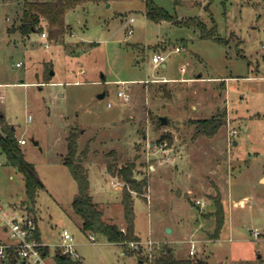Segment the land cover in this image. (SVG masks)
Segmentation results:
<instances>
[{
  "label": "rangeland",
  "instance_id": "rangeland-1",
  "mask_svg": "<svg viewBox=\"0 0 264 264\" xmlns=\"http://www.w3.org/2000/svg\"><path fill=\"white\" fill-rule=\"evenodd\" d=\"M154 1L179 18L196 15L216 25L227 40L150 19L145 0L82 2L67 12L71 29L63 41L40 31L23 37L9 30L22 0H0V128L12 124L26 137L20 145L43 183L31 201L23 172L6 161L0 198L30 207L52 252L68 228L84 264H155L166 246L177 257L209 264H250L246 257L264 264V0ZM176 45L182 49L172 50ZM155 52L169 53L167 66L154 65ZM163 76L177 80L156 79ZM220 113L224 121L211 135L192 122ZM72 130L106 221L126 226L122 193L130 185L119 168L131 164L143 183L141 192L131 189L138 245L102 234L92 240L82 229L73 207L78 183L63 161ZM165 141L174 160L162 150ZM113 176L124 184L114 187ZM232 179L235 192L252 195L251 207L233 215L232 230L228 216L219 237L210 239L217 237L216 199L227 204ZM255 227L262 234L256 236ZM192 242L195 254L189 253ZM51 264H58L55 257Z\"/></svg>",
  "mask_w": 264,
  "mask_h": 264
},
{
  "label": "trees",
  "instance_id": "trees-1",
  "mask_svg": "<svg viewBox=\"0 0 264 264\" xmlns=\"http://www.w3.org/2000/svg\"><path fill=\"white\" fill-rule=\"evenodd\" d=\"M86 1H109V0H22V8L17 20L10 31H18L23 37H28L33 31L47 30L51 38L63 41L66 33L71 29L67 22V12ZM176 3L181 0H175ZM145 14L150 19L161 21L168 20L175 25L192 27L201 37L212 38L216 41L227 40L218 33L216 25L209 26L207 22L199 16H190L179 18L171 13L164 6L159 5L154 0H145ZM4 114L0 112V121L3 122ZM221 113L212 117L193 119L197 131L203 134H214L223 123ZM161 122V121H160ZM162 123V122H161ZM167 135H162L166 138ZM68 152L63 161L69 168L73 177L78 183L77 198L73 201V207L77 214L82 217V229L84 231L94 232L104 235L110 242L124 243L125 241H139L140 237L135 230V208L131 189L142 191V182H138L133 174L131 164L121 166L119 174L130 185V189L125 187L122 193V204L126 226L119 225L116 222L106 221L103 218V211L94 200L90 192V179L87 168L84 165L85 151H78V133L72 130L68 135ZM1 149L6 155L8 162L17 166L24 174L25 189L28 198L35 201L37 191L43 187L37 169L33 162L26 159L16 135L15 126L9 123H3L0 131ZM216 211L218 215L215 234L218 236L224 224V204L216 199ZM46 252H50L49 245L45 247ZM127 252L134 253L132 249H126ZM55 259L58 264H84L83 259H74L70 255L62 253L60 247L55 248ZM155 264H209L202 258L177 257L173 253V248L165 247L156 257Z\"/></svg>",
  "mask_w": 264,
  "mask_h": 264
},
{
  "label": "built area",
  "instance_id": "built-area-1",
  "mask_svg": "<svg viewBox=\"0 0 264 264\" xmlns=\"http://www.w3.org/2000/svg\"><path fill=\"white\" fill-rule=\"evenodd\" d=\"M134 21L135 17L130 16L127 20V24L132 25ZM128 32H133L132 26L128 28ZM41 35L46 38L49 37L47 30H43ZM44 44L47 47L49 46L48 39ZM181 49L182 45H176L172 50L180 51ZM168 55L169 53L155 52L153 54L154 65L158 66L165 62ZM16 64L21 65V61H18ZM156 79L161 81L170 80L166 76ZM118 94L125 98H129L128 93L125 92L124 89H120ZM3 100L4 94L0 93V101ZM28 119H32L31 114H28ZM232 132H235V130ZM18 140L22 144L27 142L26 137H18ZM162 150L166 154L168 160H174L176 158L174 149L168 145L167 141L164 142ZM6 161V155L2 151L0 144V169L4 166ZM111 182L114 187L124 184V180L120 179L118 176H113ZM196 202L198 203L201 201L197 199ZM202 204H204V202ZM254 234L256 236L260 235L261 230L255 227ZM95 235L94 232H90L89 237L95 240ZM130 244L136 246L138 245V241H131ZM47 245L49 244L42 239L37 217L29 206L4 202L0 198V264H51V259L55 256V252L51 250L49 253L46 252L45 247ZM56 247H60L62 253L70 255L74 259H82L81 253L77 248L75 236L66 227L61 230V241ZM189 253H196V246L193 242L191 243Z\"/></svg>",
  "mask_w": 264,
  "mask_h": 264
},
{
  "label": "crops",
  "instance_id": "crops-1",
  "mask_svg": "<svg viewBox=\"0 0 264 264\" xmlns=\"http://www.w3.org/2000/svg\"><path fill=\"white\" fill-rule=\"evenodd\" d=\"M113 0H109V1H104V2H109L110 4H111V2H112ZM115 1V0H114ZM102 2V1H101ZM167 61V60H166ZM163 62L161 65L163 66V67H165V66H167V62ZM201 74V72L200 73H198L197 75H200ZM193 76H190V77H178V80H183V79H185V78H188V79H190V78H192ZM170 78V77H169ZM172 79H170V80H167V81H176L177 80V77H171ZM204 108V105H203V107H201V111L202 110H205V109H203ZM200 117V116H199ZM235 141H236V139H235ZM234 141V142H235ZM264 177V174L263 175H261L260 176V179L262 180V178ZM234 179H232L231 180V183H230V187H229V195H228V200H227V204H225V203H223L224 204V207L226 208L225 210H226V217H225V220H224V223H225V221H226V218L228 217V216H230V220H229V229L230 230H232V229H234L235 228V225H234V221L232 220V218H233V215H237V211L239 212V210L240 209H243V208H246V207H248V206H250L251 207V204H252V195H250V194H248V193H244L243 195H240V194H238L237 192H235V190H234V185L236 184L235 183V181H233ZM92 185V184H91ZM91 189H92V194H94V195H98V192H96V189H94V186H91ZM221 191H222V189H221ZM188 192H190V190H188ZM222 193H223V191H222ZM223 198H224V194L222 195V200H223ZM223 202V201H222ZM134 208H135V206H134ZM232 221V222H231ZM187 222V224L189 223L188 221H186ZM238 223H240V221L238 222ZM224 225V224H223ZM40 226V225H39ZM189 225H187V227H188ZM197 230V229H196ZM40 231H41V229H40ZM195 231V230H194ZM193 231V232H194ZM261 234H262V232H261ZM219 235H220V233H219ZM219 235L217 236V237H215V238H210V239H216V238H218L219 237ZM41 236H42V233H41ZM231 238V237H230ZM42 239H43V237H42ZM262 239H264V237H262ZM44 240V239H43ZM204 240V239H203ZM257 246L258 247H260L261 246V242H258L257 243ZM82 256V255H81ZM260 256H261V254H260ZM180 257H182V256H180ZM239 259H234V260H232L231 262H236V261H238ZM244 260H246V262H249L250 264H256V263H258L253 257H246V258H244Z\"/></svg>",
  "mask_w": 264,
  "mask_h": 264
},
{
  "label": "water",
  "instance_id": "water-1",
  "mask_svg": "<svg viewBox=\"0 0 264 264\" xmlns=\"http://www.w3.org/2000/svg\"><path fill=\"white\" fill-rule=\"evenodd\" d=\"M51 73H54V71L51 70ZM104 95H105V92H102V93L99 94V96H104ZM160 119H161V122L163 124L167 123V117L166 116L163 115V116L160 117ZM35 142L38 143V140H36ZM168 230H171V228L168 227ZM256 264H260V263H256Z\"/></svg>",
  "mask_w": 264,
  "mask_h": 264
}]
</instances>
